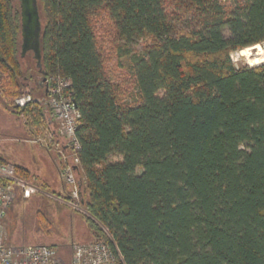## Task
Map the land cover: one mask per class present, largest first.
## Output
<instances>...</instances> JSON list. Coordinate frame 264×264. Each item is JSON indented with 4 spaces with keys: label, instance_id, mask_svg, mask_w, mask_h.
Returning a JSON list of instances; mask_svg holds the SVG:
<instances>
[{
    "label": "trees",
    "instance_id": "1",
    "mask_svg": "<svg viewBox=\"0 0 264 264\" xmlns=\"http://www.w3.org/2000/svg\"><path fill=\"white\" fill-rule=\"evenodd\" d=\"M38 7L44 76L70 82L80 116L74 173L95 240L107 241L106 228L121 264H264V64L230 59L264 43V0ZM113 57L128 61L129 85L109 70ZM28 80L18 2L0 0V96L47 126L44 88L39 103L20 102Z\"/></svg>",
    "mask_w": 264,
    "mask_h": 264
},
{
    "label": "rangeland",
    "instance_id": "2",
    "mask_svg": "<svg viewBox=\"0 0 264 264\" xmlns=\"http://www.w3.org/2000/svg\"><path fill=\"white\" fill-rule=\"evenodd\" d=\"M190 23L188 20L185 27H189ZM142 46L143 42L138 41L132 46V53L141 52ZM256 48H260L261 52ZM113 55L115 57L114 53ZM114 57L108 64L109 70L114 73L115 78H123L129 85L128 82H131L132 78L130 71L126 69L128 61L121 60L123 67L119 68ZM230 59L236 69L255 67L264 64V48L262 45L247 48L231 54ZM21 64L24 75L29 80L25 81L26 96L20 102L34 97L39 103L43 88H36L40 74L35 67L32 52L21 58ZM44 110L48 111V106ZM51 121L47 126L34 127L25 116L11 113L0 96V156L5 158L10 166L19 165L29 170L35 178L28 179V185L37 190V193L29 195L14 187L2 225L6 246H51L66 264L73 245L85 244L95 238L82 206H79L78 210L71 206L73 201L69 198V187L61 177L63 157L69 162L71 153L61 149V145L66 143L65 138L58 133V122L52 117ZM119 159L111 158L110 161ZM74 178L77 181L75 173Z\"/></svg>",
    "mask_w": 264,
    "mask_h": 264
},
{
    "label": "built area",
    "instance_id": "3",
    "mask_svg": "<svg viewBox=\"0 0 264 264\" xmlns=\"http://www.w3.org/2000/svg\"><path fill=\"white\" fill-rule=\"evenodd\" d=\"M264 48V43H262ZM70 82L55 78L48 82L47 106L50 116L59 124V134L65 138L66 150L70 151V161L63 157L61 177L69 187L71 206L78 210L80 196L78 182L74 178V168L78 164L76 151L79 143L75 130L79 120V113L72 99ZM19 187L29 195L37 190L29 186L23 179L16 177L14 167L9 164L0 165V264H62V260L55 248L51 246H24L11 248L4 244L2 219L5 217L13 196V188ZM107 241L93 240L85 244H75L71 248L68 264H121L122 257L106 228L100 227Z\"/></svg>",
    "mask_w": 264,
    "mask_h": 264
},
{
    "label": "water",
    "instance_id": "4",
    "mask_svg": "<svg viewBox=\"0 0 264 264\" xmlns=\"http://www.w3.org/2000/svg\"><path fill=\"white\" fill-rule=\"evenodd\" d=\"M19 15H20V57L26 53L32 52L35 60V67L40 74V81L37 82L40 88H44L47 95L48 80L44 76L41 67V50L40 38L42 24L40 20L38 0H18ZM78 184L80 204L83 206L84 200L81 195V184Z\"/></svg>",
    "mask_w": 264,
    "mask_h": 264
},
{
    "label": "crops",
    "instance_id": "5",
    "mask_svg": "<svg viewBox=\"0 0 264 264\" xmlns=\"http://www.w3.org/2000/svg\"><path fill=\"white\" fill-rule=\"evenodd\" d=\"M58 133H59V131H58ZM2 159H4L6 162H7V160L5 159V158H3L2 156H0ZM8 163V162H7ZM14 166H17V167H21V168H23L24 170H26L28 173H29V176H30V178L29 179H31V178H35V176L34 175H32V173L29 171V170H27L26 168H24V167H22V166H19V165H14ZM26 182L28 181V180H25ZM28 183V182H27ZM18 189L19 190H21L19 187H18ZM93 240H91L90 242H92ZM89 243V242H88Z\"/></svg>",
    "mask_w": 264,
    "mask_h": 264
},
{
    "label": "bare ground",
    "instance_id": "6",
    "mask_svg": "<svg viewBox=\"0 0 264 264\" xmlns=\"http://www.w3.org/2000/svg\"><path fill=\"white\" fill-rule=\"evenodd\" d=\"M258 50V52H261L260 48H256ZM258 64V63H257Z\"/></svg>",
    "mask_w": 264,
    "mask_h": 264
}]
</instances>
